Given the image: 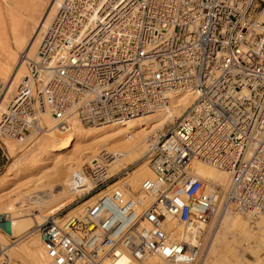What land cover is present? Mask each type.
I'll list each match as a JSON object with an SVG mask.
<instances>
[{"label":"built area","instance_id":"1","mask_svg":"<svg viewBox=\"0 0 264 264\" xmlns=\"http://www.w3.org/2000/svg\"><path fill=\"white\" fill-rule=\"evenodd\" d=\"M261 15L264 0L63 2L28 70H43L62 46L68 54L37 97L19 85L2 131L41 134L45 107L56 125L93 126L154 112L183 87L196 99L149 143L154 175L141 189L150 201L108 189L116 176L100 175V167L85 169L94 186L72 205L106 191L80 214L62 222L49 216L38 226L49 264H111L121 253L201 264L203 229L220 200L222 211L264 213ZM193 159L227 170L228 185L195 176ZM7 221L0 214V232L13 239ZM171 221L189 228L194 242L175 238ZM0 264H14L1 245Z\"/></svg>","mask_w":264,"mask_h":264},{"label":"bare ground","instance_id":"2","mask_svg":"<svg viewBox=\"0 0 264 264\" xmlns=\"http://www.w3.org/2000/svg\"><path fill=\"white\" fill-rule=\"evenodd\" d=\"M23 1L0 0V13L2 3L9 6L8 2L14 4L17 2L16 7H13V3L9 6L10 10L7 6L5 7L9 10L8 23L4 26L0 24V89H2L0 121L3 119L2 113L12 111L11 100L19 85L24 83L29 88L30 94L37 97L38 92L43 90L51 80L53 68L64 62L69 50L67 46H62L43 70L34 75L30 73L26 61L38 60V46L65 0ZM258 21H264V15L259 16ZM21 53L25 54L26 60L20 59ZM166 96L169 97L167 103L155 109L154 112L119 122L83 126L72 121L67 125H56L52 121L48 108L45 107L40 109L39 113L40 123L45 127L41 134L31 132L22 137H15L0 129L1 143L5 145L10 156L14 157L21 152V155L17 157L21 163L35 162L38 166H42L40 167L42 174H46L49 168H59L58 165L64 163L71 174L70 181L67 180L69 182L67 186H63L58 193L30 199L29 204L20 199L19 206L10 199L0 204V214L7 216V224L11 227V236L14 239L0 232V245L6 248L9 262L19 264L18 261L11 260L12 256H16L22 262L24 260L26 264H49L38 233V226L49 216H52L56 222H62L72 215L80 214L86 204L106 191L104 189L72 205L94 186V181L87 175L82 165L85 167L87 163L89 168L100 167L97 168L100 175L105 173L106 177H113L129 164L135 163L146 155L148 157L149 143L153 137L168 122L175 121L181 116L185 108L196 99V94L185 87L170 91ZM108 154L112 156L107 159ZM49 163L52 166L45 169ZM14 165L11 168L13 171L16 170ZM192 169L195 176L206 179L210 184L226 187L229 183L228 171L212 163L193 159ZM77 175L79 181H77ZM153 175L148 160V163L138 164L130 174L115 179L107 187L109 189L117 186L126 196H138L144 202L150 201V196L141 189V183L145 179L153 178ZM220 203L221 200L217 211L203 229L206 254L201 264H207L214 247L213 240L218 232L228 234L234 246L254 252V260L237 257L234 261L228 257L223 258V263L264 264V257L261 256L264 251V213L253 215L251 212L222 211ZM67 205L72 206L59 216V210L66 208ZM168 226L173 230L175 238L194 242L189 228L174 221H171ZM111 264L189 263L179 260L169 263L155 255L136 260L126 253H121Z\"/></svg>","mask_w":264,"mask_h":264},{"label":"rangeland","instance_id":"3","mask_svg":"<svg viewBox=\"0 0 264 264\" xmlns=\"http://www.w3.org/2000/svg\"><path fill=\"white\" fill-rule=\"evenodd\" d=\"M23 2H27V1L24 0ZM12 3L13 2H8L9 6ZM16 3L17 2H15V4L13 3V7H16ZM1 6H2L1 7L2 11L0 13V19H1L0 24H3V26H4V24L6 25L8 23V18H9L8 14H9L10 8L5 3H2ZM6 6H7V8H9V10L7 8H5ZM7 12H8V14H7ZM2 17H3V20H2ZM3 21H4V23H3ZM18 60H19V58H18ZM0 153L4 154L3 165L0 166V199H1L0 204L5 203L7 201V199L12 200V202L15 201L14 203H16L15 204L16 206L21 205L20 204L21 200H25V203L29 204L30 199H37L39 197H43V196L48 195V194L53 195L54 193H58L59 191H61L63 186L64 187L67 186V184L69 183L68 181H70L71 174L67 171V168L64 165V163H62L61 165H58L59 168L58 167L52 168L51 167L52 164L49 163L45 167V169L51 167L47 170L48 174L47 173L42 174L40 171L42 169L40 167H42V166H38V164H35V162H30V161L29 162L26 161V164H25V162L21 163L20 162L21 160H19L17 158L18 156L21 155L20 154L21 152L15 154L14 157L10 156L5 145L3 143H1V141H0ZM143 162L148 163L147 155L144 156L143 158L139 159L135 163L129 164L125 169H122L117 174L113 175V177L116 176L115 179H118L120 177L127 176L138 166V164L143 163ZM13 164H15L14 167L16 169L14 171L11 170ZM85 165H86L85 167H83V165H82V168L84 169V171H85V169H86V171H88L89 166L87 165V163ZM63 174H65V175L63 176ZM60 178H61V180H60ZM115 179H113V181ZM71 206L72 205H69V206L67 205L66 208L62 209L63 211L59 210L58 215L62 216L63 213L65 211H67V208H69ZM219 233L220 232H218V235L213 240V246L215 248L212 246L213 247L212 252H211L210 257L207 260V264H225V263H223V258H228V257L232 258L234 261L237 259V257H239L240 259L254 260V252L253 251H251L250 249H247V248H239L238 246L236 247V245L234 246V243L230 240L228 234H225V233L219 234ZM12 240H14V239H12ZM261 256L264 257V251L261 253ZM11 260H16L19 262V264H26L24 260L22 262L21 259H19V257L16 258V256H12ZM228 264H233V263H228Z\"/></svg>","mask_w":264,"mask_h":264},{"label":"crops","instance_id":"4","mask_svg":"<svg viewBox=\"0 0 264 264\" xmlns=\"http://www.w3.org/2000/svg\"><path fill=\"white\" fill-rule=\"evenodd\" d=\"M5 150V149H4ZM7 154V153H6ZM8 155V154H7ZM3 161H4V154L0 153V166L3 165Z\"/></svg>","mask_w":264,"mask_h":264}]
</instances>
